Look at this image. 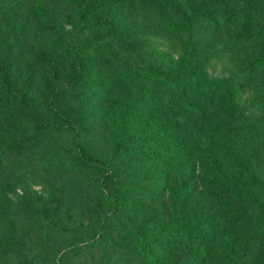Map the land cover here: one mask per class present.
<instances>
[{"label":"rangeland","instance_id":"obj_1","mask_svg":"<svg viewBox=\"0 0 264 264\" xmlns=\"http://www.w3.org/2000/svg\"><path fill=\"white\" fill-rule=\"evenodd\" d=\"M70 2L0 0V72L5 66L11 89L0 86V264H264V186L251 185L244 167L264 180V82L240 78L227 52L231 29L197 32L173 16L194 28L182 37L137 16L143 5L133 3L117 14L128 44L95 41L83 52L125 70L109 63L110 73L76 83V65H63L61 52L91 30L71 28L79 4ZM187 63L212 94L229 93L184 128L177 103L154 102L152 73ZM84 97L82 117L93 114L81 118L79 144L107 160V187L66 168L70 160L52 161L56 145L76 159L71 136L33 126L32 114L72 118Z\"/></svg>","mask_w":264,"mask_h":264},{"label":"trees","instance_id":"obj_2","mask_svg":"<svg viewBox=\"0 0 264 264\" xmlns=\"http://www.w3.org/2000/svg\"><path fill=\"white\" fill-rule=\"evenodd\" d=\"M145 1L146 2H144V0H71L70 3L76 2L79 4L76 15L73 16L70 21L71 28L83 29L86 31L91 30L84 39L74 44L71 53L60 51L63 55V62H61L63 65H76L77 71L74 80L76 83H80L85 79V74L87 75L89 72L97 74L110 73L109 63L114 64L113 66H115L116 63L119 64L120 61H118V59H111L110 62H103L98 57L87 55L86 53L85 55L83 52L88 51L95 41H116L122 39L128 44L130 40H125L120 36L121 33L125 31V28L118 26L117 14L121 9L133 3H142L143 5V7L138 6L133 8L137 16L144 20L153 21L155 26L159 27L162 31H174L177 34L182 33V37L187 30L191 31L194 29L192 28L193 26L196 27L195 30H198L197 32L207 30L217 31L223 27L230 28L231 32L225 37V41L228 44L227 52L229 54L235 53L236 58L232 55L230 56L234 58L235 63L241 68L240 78L246 83L257 81L258 85H260L264 82V0ZM94 9L98 11L93 13ZM177 15L182 18V21H187L188 23L192 22L193 26L186 28L183 23L181 25L180 22L175 21L173 16ZM193 35L194 34L191 36ZM100 46H103V44L101 43ZM183 66L184 64L173 70H168V72L165 73L162 70H153L152 74H154L155 82L152 94L156 105L161 107L177 103L178 107L176 113L180 119L178 121L182 123L181 125L184 128H187V119L193 114L198 113L203 120L204 117H202V115L205 116L204 114L208 112V108L204 105L210 106L211 102L218 101L219 98L223 99L228 95L229 91H224L223 97L218 96V94H212L209 90V80H207V82L201 80L203 75L195 74L193 70L195 66L193 64L187 63V68ZM114 69L119 73L123 72L125 67L116 65ZM189 74L190 77L188 79L187 77ZM142 75L146 78L149 73L143 72ZM169 75H173L179 80H182V84L177 80L168 78ZM7 77V70L4 66V72H0V86L10 92L11 89ZM100 83H105L104 79L101 77ZM103 89H106V87L104 86ZM30 98L31 95L26 90V104L28 105L30 103ZM79 99L77 101L78 113L77 111L73 113L74 115L71 116L72 118L65 116L64 122H56L50 119L42 120L35 114H32V119L34 121L33 126L38 135L39 133H37V131H40L41 134L43 131L48 130V132L54 136L56 134L71 136L76 159L73 160L72 156H70L63 146L55 144L58 150L54 152L52 161L59 162L61 159L70 160L71 162H66V168L71 167L78 176L87 177L89 179H95V176H99L97 179L101 180L103 185H106L107 179L111 175L107 160L99 158L98 155V157L94 155L86 156L83 147L79 144V139L83 135V130L80 125L83 124L84 120L82 121L81 118H87L93 114L91 112V114L82 117V115L89 113L90 108L84 106L87 103L86 97L82 100ZM203 101L210 104H205L206 102L202 103ZM93 110L97 111V109ZM206 117L208 118L207 115L205 119ZM117 121L118 125L121 119L119 118ZM91 125L93 130L100 129L102 131V128H98L94 122H92ZM202 126L203 125L200 126L199 124L196 131L198 132L199 128L201 129ZM213 126L218 127V124H213ZM165 130L164 132L169 133L171 136H179V129L166 126ZM202 130L203 129L198 132L197 136L202 133ZM205 133H208L206 129H204L203 135H206ZM252 134H254V132L250 133V137H252ZM257 137L258 135L255 134L252 137L253 139L250 140L254 141ZM262 137L264 139V135ZM101 138L105 139L106 137L102 135ZM65 160L63 162H65ZM244 167L249 174L248 177L251 181V185L258 184L264 186V180L258 179L259 177L256 175L253 167ZM80 185L81 184H79V187L81 188ZM105 187H107V185ZM101 189L105 191L106 195L110 193L109 190H107V193L105 188ZM111 193L108 195L109 197H111ZM112 198L115 199L114 196H112ZM262 218H264V215ZM231 263L245 264L239 259H234Z\"/></svg>","mask_w":264,"mask_h":264}]
</instances>
